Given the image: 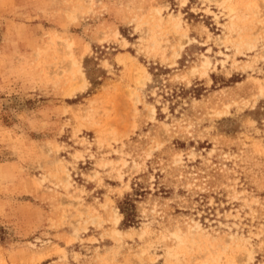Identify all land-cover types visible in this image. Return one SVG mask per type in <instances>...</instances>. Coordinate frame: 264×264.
Returning <instances> with one entry per match:
<instances>
[{
  "label": "rangeland",
  "instance_id": "1",
  "mask_svg": "<svg viewBox=\"0 0 264 264\" xmlns=\"http://www.w3.org/2000/svg\"><path fill=\"white\" fill-rule=\"evenodd\" d=\"M0 264H264V0H0Z\"/></svg>",
  "mask_w": 264,
  "mask_h": 264
},
{
  "label": "trees",
  "instance_id": "2",
  "mask_svg": "<svg viewBox=\"0 0 264 264\" xmlns=\"http://www.w3.org/2000/svg\"><path fill=\"white\" fill-rule=\"evenodd\" d=\"M135 190H136V192H134V196H138V194H141L139 188H136ZM133 203H134L133 195H128V196H126L125 200L123 202H121V204H120L121 212L124 213L126 221L132 220V216H131L129 209L131 206H133Z\"/></svg>",
  "mask_w": 264,
  "mask_h": 264
},
{
  "label": "bare ground",
  "instance_id": "3",
  "mask_svg": "<svg viewBox=\"0 0 264 264\" xmlns=\"http://www.w3.org/2000/svg\"><path fill=\"white\" fill-rule=\"evenodd\" d=\"M143 74L147 73V71L145 69L142 70Z\"/></svg>",
  "mask_w": 264,
  "mask_h": 264
}]
</instances>
